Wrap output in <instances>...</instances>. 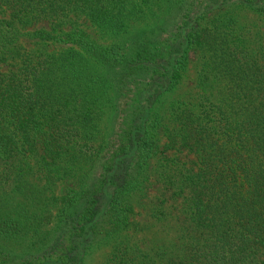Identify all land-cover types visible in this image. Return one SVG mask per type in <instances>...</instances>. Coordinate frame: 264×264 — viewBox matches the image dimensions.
I'll list each match as a JSON object with an SVG mask.
<instances>
[{
    "label": "trees",
    "instance_id": "trees-1",
    "mask_svg": "<svg viewBox=\"0 0 264 264\" xmlns=\"http://www.w3.org/2000/svg\"><path fill=\"white\" fill-rule=\"evenodd\" d=\"M258 23L264 0H0V264H85L102 245V264H264ZM58 180L52 219L59 200L33 196ZM151 182V216L176 230L144 250L129 230Z\"/></svg>",
    "mask_w": 264,
    "mask_h": 264
},
{
    "label": "rangeland",
    "instance_id": "rangeland-1",
    "mask_svg": "<svg viewBox=\"0 0 264 264\" xmlns=\"http://www.w3.org/2000/svg\"><path fill=\"white\" fill-rule=\"evenodd\" d=\"M250 21L252 20L250 16H248ZM261 24L258 23L256 27H251V31L259 30V26ZM40 26L38 24L36 27ZM83 28H85V31L89 34V36L96 41H101L103 43L106 42L104 39H100L98 36V33L96 30H94L93 27H90L88 23H85L82 25ZM260 33L264 34V29L259 30ZM21 43L24 45V47L30 49L36 47L34 44H32V41H30L26 36H22L20 38ZM50 50L55 48L54 46L49 47ZM191 63L189 65V74L192 77L194 75V61L195 55L193 53L190 54ZM8 68V65H2L0 67V70H5ZM190 84L185 82L184 85L180 88H177L175 90L174 94H180L183 93L185 90L190 89ZM172 94H168L167 97H171ZM165 98L162 99L157 104V109L161 111L164 115L167 113L168 107L166 106V103L168 101V98L164 96ZM107 123V115L104 117V124ZM182 153L180 156L184 157ZM191 156L185 157L186 159H189ZM30 181H33L34 186L42 187L43 180H36L35 177H30ZM72 184L71 180H58L53 185L52 188H47L46 191H43L41 196H33L34 201L38 202L41 198H46L51 195H54L55 198H57L59 201H56L54 205H50V210L53 216L55 214L56 209L59 206L61 197L64 195L67 187ZM12 186L6 187L5 190V197L7 198L9 194V190ZM25 196V195H24ZM157 196H160V187L158 184L151 182L150 185L147 186V189L145 190V194L143 196H137L136 197V205H135V214L132 218V227L130 228L129 232L132 235V239L137 240L138 242L142 241L141 247L142 249L146 250L149 249L155 245L158 244V241H161L162 239L170 238L176 230V226L172 223L173 220H156L154 217L151 216L150 212L153 209V204L155 202V199ZM26 197H23L21 194H17L14 201H24ZM26 203V202H25ZM175 206L177 205V202H172L169 200L168 203L163 205V209L166 213H168L169 210H175ZM26 207L29 211V215L34 211V206H30L28 203H26ZM49 215V216H50ZM48 216V217H49ZM51 224L50 226H52ZM7 246L10 247V249H13V251H22L25 247L21 241L18 240H11L8 241ZM109 251V246L102 245L97 248H93L87 255L85 264H102L105 258L107 257Z\"/></svg>",
    "mask_w": 264,
    "mask_h": 264
}]
</instances>
